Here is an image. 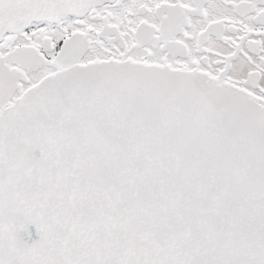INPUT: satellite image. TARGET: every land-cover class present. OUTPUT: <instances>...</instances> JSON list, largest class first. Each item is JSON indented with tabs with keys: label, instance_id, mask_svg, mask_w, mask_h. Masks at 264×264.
<instances>
[{
	"label": "snow or ice",
	"instance_id": "snow-or-ice-1",
	"mask_svg": "<svg viewBox=\"0 0 264 264\" xmlns=\"http://www.w3.org/2000/svg\"><path fill=\"white\" fill-rule=\"evenodd\" d=\"M0 264H264V0H0Z\"/></svg>",
	"mask_w": 264,
	"mask_h": 264
},
{
	"label": "water",
	"instance_id": "water-1",
	"mask_svg": "<svg viewBox=\"0 0 264 264\" xmlns=\"http://www.w3.org/2000/svg\"><path fill=\"white\" fill-rule=\"evenodd\" d=\"M36 158H39V152L35 154ZM20 239L23 243L28 244L29 246L35 242H38L39 235L36 232V228L34 225H30L27 229V232H20Z\"/></svg>",
	"mask_w": 264,
	"mask_h": 264
}]
</instances>
